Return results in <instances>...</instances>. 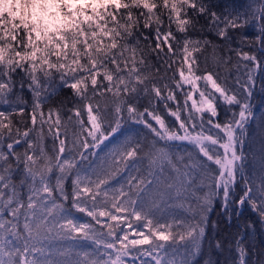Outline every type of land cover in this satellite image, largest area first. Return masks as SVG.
Instances as JSON below:
<instances>
[{
	"label": "snow or ice",
	"instance_id": "obj_1",
	"mask_svg": "<svg viewBox=\"0 0 264 264\" xmlns=\"http://www.w3.org/2000/svg\"><path fill=\"white\" fill-rule=\"evenodd\" d=\"M14 6L0 264H264V0Z\"/></svg>",
	"mask_w": 264,
	"mask_h": 264
},
{
	"label": "trees",
	"instance_id": "obj_2",
	"mask_svg": "<svg viewBox=\"0 0 264 264\" xmlns=\"http://www.w3.org/2000/svg\"><path fill=\"white\" fill-rule=\"evenodd\" d=\"M236 2L237 3H243V2H245V0H236ZM14 3H15V0H0V12H3L5 10L15 12L16 8L14 6ZM4 4H9V5H12L13 7L9 8V9H5L3 7ZM67 91H68L67 89H64L60 95L54 96L52 98V103L58 104L60 102V100L65 99V96L63 93H67ZM254 112H255V116H254L253 122L250 124V135H252L253 137L258 139V137H259V116H260L261 112H264V102H262L259 97H257V99H256ZM176 212H177V215H182V213L179 210H176ZM80 218H81V220L85 219L82 216V214H80ZM210 219L213 223L219 225V231L221 232V234L227 235V231H234V228L231 225L227 226V230L225 229L226 221L224 220L222 210L219 208L218 205H217L216 211L212 214ZM212 236L213 237L216 236L215 230L212 232ZM260 239H264V237H257L258 243H259ZM58 243H67V242H58ZM89 250H91L90 247H89ZM207 258H208V252H207V247H205L204 255L202 257H198L197 259L199 261V264H203V261ZM216 258H217L216 256H214V255L212 256V259H216ZM220 260H221V264H222L223 257H220Z\"/></svg>",
	"mask_w": 264,
	"mask_h": 264
},
{
	"label": "clouds",
	"instance_id": "obj_3",
	"mask_svg": "<svg viewBox=\"0 0 264 264\" xmlns=\"http://www.w3.org/2000/svg\"><path fill=\"white\" fill-rule=\"evenodd\" d=\"M3 7H4L5 9H9V8H11V7H13V6H12V5H9V4H4Z\"/></svg>",
	"mask_w": 264,
	"mask_h": 264
},
{
	"label": "rangeland",
	"instance_id": "obj_4",
	"mask_svg": "<svg viewBox=\"0 0 264 264\" xmlns=\"http://www.w3.org/2000/svg\"><path fill=\"white\" fill-rule=\"evenodd\" d=\"M167 218V217H166Z\"/></svg>",
	"mask_w": 264,
	"mask_h": 264
}]
</instances>
